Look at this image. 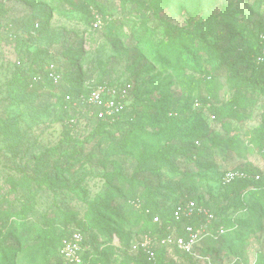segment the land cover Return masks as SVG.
Returning <instances> with one entry per match:
<instances>
[{"label": "rangeland", "instance_id": "374dc122", "mask_svg": "<svg viewBox=\"0 0 264 264\" xmlns=\"http://www.w3.org/2000/svg\"><path fill=\"white\" fill-rule=\"evenodd\" d=\"M97 4L106 8L105 16L98 11ZM46 10L51 11L50 15L46 16ZM224 13L236 14L235 19L223 18ZM156 14L174 25L189 27L209 16H216L218 22L214 23V31L208 40L216 42L226 37L227 41L222 45L226 48L235 46L229 55L231 58H244L257 45L256 31L264 28V0H72L71 3L63 0H0V186L3 188L0 200L9 189L7 182L10 178L22 182L25 174L28 177L35 175L37 161L46 158L51 146L62 135L63 113L50 102L54 100L50 97L51 88L8 92L9 80L15 76L20 78L24 69L26 79L34 68L44 71L51 58L59 74L56 83L62 79L70 80L80 70L84 74V88L89 89L99 86L102 80L114 86H129L136 80L143 93L141 107L152 118L142 127L146 135L141 140L150 146L156 143L150 140L149 133L174 125L187 128L200 119L213 134H225L196 99L210 96L213 103H220L230 97L232 81L226 67L211 58L206 42L202 40L189 44L182 54L165 49L162 41L166 26ZM147 17L151 20L146 21ZM80 48L82 54L74 62L70 50ZM205 70L213 71L214 80L219 83L213 93L204 83ZM244 70L248 74L251 72L247 67ZM256 100L246 111L245 119L238 124L237 133L245 141L254 136L264 112L262 97ZM132 101L133 97L126 103ZM72 104L69 116L68 113L64 116L68 119L66 121L75 125L73 135L86 139L96 117L92 111L84 109V104L75 100ZM167 112L176 117L165 115ZM5 120L13 126H4ZM97 141L94 138L82 141L87 142L91 151L86 161L57 175L54 190L45 187L39 191L33 209L25 219L12 220L18 240L11 238V242L19 246V250L14 252L9 263L61 264L57 249L54 246L48 249L41 244L46 236L43 239L44 230L39 223L47 211L52 206L54 208L55 202L62 209L79 212L81 216L89 201L106 198L110 190V183L103 175L106 171H120L126 177L135 178L141 191L143 187L138 184L139 179L157 186L156 199L165 205L171 201L168 195L175 198L192 188L180 183L179 178H173L167 169L143 171L144 143L123 154H109L105 147L110 141L96 147ZM245 146L240 145L231 153V162L219 159L206 173L199 172L198 167H186L195 175L197 185L193 190L198 191L202 199L212 198L219 204L225 202V189L218 181L227 168L249 167L264 173V156L254 147ZM55 158L56 155L51 156V160ZM61 184L75 186V189L60 188ZM172 187L176 191L174 195L168 191ZM81 189L85 194L79 192ZM17 193L21 194V190ZM245 201L253 204L248 196ZM2 202L6 205L5 201ZM15 204L19 209L20 201L16 200ZM117 204L116 199L110 208H116ZM238 218L243 220L247 215L239 213ZM246 222L241 229L242 236H238L237 231H230L223 247L211 245L204 249L211 264H232L237 259L254 264L258 254L264 253V211L260 209L257 219ZM138 235L133 232L131 238ZM103 240L105 237L99 236L98 242ZM40 248L47 250L38 251ZM4 256L0 251V264H5ZM164 264L190 262L182 253L171 249L167 250Z\"/></svg>", "mask_w": 264, "mask_h": 264}, {"label": "trees", "instance_id": "16d2710c", "mask_svg": "<svg viewBox=\"0 0 264 264\" xmlns=\"http://www.w3.org/2000/svg\"><path fill=\"white\" fill-rule=\"evenodd\" d=\"M63 1L72 2V0ZM97 7L98 11L105 16L106 8L98 4ZM45 12L46 16L51 13L50 10ZM42 15H44V12ZM235 15L224 13L223 18L235 19ZM156 16L160 18L159 14H156ZM160 19L166 26L162 41L166 47L165 49L182 54L185 47H189V44L192 45L195 41L202 40L206 42L207 51L211 58L219 65L226 67L228 77L232 81L230 97L220 103H213L210 96L196 99L201 102L202 107L208 112L207 114L222 128L225 134H213L200 119L195 120L194 124L187 126V128L174 125L159 132L149 133L150 140L156 143L153 146L148 145L145 140L141 141L142 136L146 135V133H143L142 127L146 125V122L150 123L152 118L141 107L143 93L135 80L128 84L129 94L126 99L127 101L133 97L132 103H126L125 101L124 107L115 121L102 118L96 119L89 137L81 139L73 135L75 125L66 121L68 119L64 115L68 113L69 116V110L73 108L72 103L77 95L80 93L86 94L91 90L84 88L83 72L80 70L70 80L62 79L59 83H56L50 77V71L47 69L49 64H55L54 59L51 58L53 55H50L51 61L44 71L34 68L28 79L25 75L27 71L22 70L20 78L15 76L8 81V92L12 93L15 90L19 92L30 90V88L41 90L51 88L50 97H53L54 100L50 102H53L63 113L61 118L63 130L60 140L54 146H51L46 158L37 161L36 172L33 177H28L25 174L22 176V182L12 178L7 182L9 189H7L4 198L2 197L0 200V205H3L0 209V251H3L5 255V264H11L9 259L14 255V252L19 250V246L11 242V238L18 240L15 234L16 225L12 220L15 218L20 221L25 219L27 213L32 211L34 198L39 191L45 187L54 190L57 175L69 171L77 163L81 164L86 161L91 154L90 149L87 148V142L90 138L98 140L96 147L104 141L105 145L110 141L109 145L105 147L109 154H123L129 149H136L141 143H144L146 149L142 156V161H144L143 171H151L155 168L167 169L171 171L173 178H179L180 183L189 184L192 188L175 198L168 195L167 198H171V201L165 205L156 199L159 193L157 186H151L147 181L139 179L137 182L143 187V191H141L138 185L135 184V178L126 177L120 171L104 172V177L110 183V190L106 194V198L101 201H89L81 216L79 212L62 209L55 202L53 203L54 208L52 206L39 223L44 230L43 239L46 236L41 244L48 249L50 246H54L60 256L61 264H64L60 253L62 241L74 231H80L84 236L82 264H164L167 250L171 249L182 253L190 264H210L194 258L177 247L166 246L157 247L156 259L149 260L142 251H132L131 246L145 233L153 236L185 235V226L197 224L203 217L195 215L193 218L175 220V209L187 200H194L199 205L209 208L216 216L214 226H224L227 229V233L217 238L207 237L199 244L198 248L204 255H207L205 250L208 246L223 247L227 243L226 235L228 232L237 231L238 236H242L241 229L247 225L246 221H254L258 217L260 209L264 211V173L259 170L249 167L223 170L218 182L219 186L225 189V202L219 204L212 198L202 199L201 194L193 190L197 185L196 178L186 168L194 166L198 167L199 172L206 173V171L213 169L214 163L219 159L229 163L231 162V153L240 145L245 146V142V148L254 147L264 156V112L259 128L254 131V136L250 140H243L237 133L238 124L245 119L246 111L256 103V98L262 97L264 103V62L257 61V57L261 52L260 36L262 33L264 34V28L256 31L257 45L253 46L244 58H231L229 55L235 46L226 48L222 45V42L227 41L226 37L219 38L216 42L208 40V37L214 31V23L218 22L216 16H209L203 21H198L193 27L177 26L162 17ZM150 20V17L146 18V21ZM108 23L111 24V22ZM80 51L81 48L70 50V54L74 55L71 57L74 62L77 60L76 57L82 54ZM244 67H247V70L251 69V72L248 74ZM214 79L213 71L205 70L204 83L210 93L217 90L219 85ZM103 81L105 80L99 81L100 85H110L109 83H111ZM96 87V85L93 86V88ZM67 95H71V100L66 99ZM165 115H169L171 118L176 117L173 116V113L168 112ZM4 126L11 128L13 124L5 120ZM84 140L87 142H82ZM52 155H56L54 160H51ZM228 171H245L249 176L236 178L224 184L222 177ZM256 175H259V179H256ZM126 184L127 186L124 187ZM64 186L75 189V186L64 184L59 187ZM173 189V187L169 188L168 191L174 195L176 191ZM2 190L3 188L0 186V193ZM20 190L21 194H18L17 192ZM79 192L85 194L84 189ZM14 193H17V195L13 199L10 198ZM247 196L253 200V204L249 205L245 201ZM116 199L118 202L116 208H110L111 203ZM16 200L20 201L19 209L15 204ZM2 201H5L6 205ZM239 213H245L247 218L243 220L238 218ZM155 217H159L158 222L154 221ZM133 232H137L139 237L132 239L131 234ZM99 236H104L105 240L98 242ZM115 237L119 239V245L114 244ZM45 250L47 249H38V251ZM232 264L246 263L241 259H237ZM254 264H264L263 252L258 254Z\"/></svg>", "mask_w": 264, "mask_h": 264}, {"label": "built area", "instance_id": "2783aa9c", "mask_svg": "<svg viewBox=\"0 0 264 264\" xmlns=\"http://www.w3.org/2000/svg\"><path fill=\"white\" fill-rule=\"evenodd\" d=\"M261 52L257 57L258 62H264V34H261ZM50 77L55 82L59 81V74L54 63L49 64L47 68ZM129 94V86H110L99 85L91 89L88 93H80L75 97L76 103L85 105L84 109L92 111L96 119H108L115 121L121 113L125 101ZM66 99L71 100V95H67ZM73 100V101H74ZM249 174L245 171H228L222 177L223 183H229L236 178H246ZM259 179V175H256ZM195 215H201L202 220L197 224H188L185 226V235L170 234L168 236H153L145 233L133 242L132 251H142L149 260H155L157 256V247H177L181 251L193 256L203 262L211 264L209 256L204 255L199 250V244L207 237L217 238L225 233L227 229L224 226H214L216 220L215 214L207 207L199 205L194 200H187L179 205L174 211L175 220L183 218H193ZM154 221L158 222L159 217H155ZM83 241L84 236L80 231H74L69 237L62 241L60 248L61 256L64 264H82L83 263ZM114 244L119 245V239L115 237Z\"/></svg>", "mask_w": 264, "mask_h": 264}]
</instances>
